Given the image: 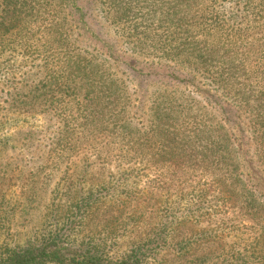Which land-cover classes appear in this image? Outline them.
Listing matches in <instances>:
<instances>
[{"label": "trees", "instance_id": "16d2710c", "mask_svg": "<svg viewBox=\"0 0 264 264\" xmlns=\"http://www.w3.org/2000/svg\"><path fill=\"white\" fill-rule=\"evenodd\" d=\"M83 6L100 12L127 44L125 71L139 69L144 81L151 75L146 60L173 62L163 73L154 68L157 81L193 86L198 95L154 101L148 125L137 128L130 119L144 99L121 87L127 78H112L81 55L48 69L34 103L54 90L70 97L76 117L59 120L54 151L63 152L65 140L83 146L86 154L71 156L100 163L98 194L68 222L62 218L66 230L47 245L5 248L0 264H142L147 252L162 258L175 252L185 264L221 258L264 264V0L251 5L254 19L240 26L226 23L219 0H85ZM14 15L9 21L18 24ZM125 233L135 246L116 258Z\"/></svg>", "mask_w": 264, "mask_h": 264}, {"label": "rangeland", "instance_id": "374dc122", "mask_svg": "<svg viewBox=\"0 0 264 264\" xmlns=\"http://www.w3.org/2000/svg\"><path fill=\"white\" fill-rule=\"evenodd\" d=\"M39 1L42 2L23 0L12 7L0 5L3 23L0 25V255L5 248L20 250L47 245L51 235L66 230L61 219L67 216L68 222V218L72 219L68 216L71 212H82L84 201L98 194L95 188L101 178L100 163L88 156H71L72 152L86 154L83 146L76 147L75 142L65 140L63 152L54 151L62 132L61 118L76 117L70 97L54 90L49 92L47 101L43 100L48 109L42 108L44 103H34L36 84L48 69L57 71L60 62L70 63L74 56L81 55L100 72L116 79L127 78L121 87L135 100L144 99L143 109L133 101L136 113L130 122L137 128L148 125L146 110H151L154 101L198 95L193 86L185 88L175 81H157L154 68L163 73L167 70L164 67L175 68L173 62L146 60L145 74L151 75L144 81L139 77V69L125 71L122 64L131 63L124 57L130 56L127 44L108 30L93 6L84 9L85 0L61 4L56 0ZM260 1L219 0V3L226 23L232 24L235 19L240 26L254 19L249 9ZM12 13L18 24L9 21ZM196 80L201 81L199 77ZM109 87L104 88L106 96ZM259 168L262 169L260 165ZM128 234L120 238L113 251L116 258L128 255L134 248L135 240ZM220 253L218 249L213 254ZM146 256L148 259L142 264H185L175 252L164 258L155 252H147ZM222 259H214L212 263L223 264Z\"/></svg>", "mask_w": 264, "mask_h": 264}]
</instances>
